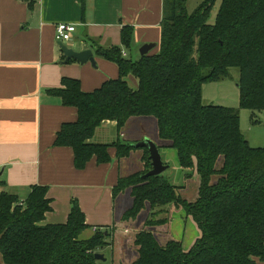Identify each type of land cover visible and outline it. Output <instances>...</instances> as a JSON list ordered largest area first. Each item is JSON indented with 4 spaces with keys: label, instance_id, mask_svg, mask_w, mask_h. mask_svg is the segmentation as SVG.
<instances>
[{
    "label": "trees",
    "instance_id": "1",
    "mask_svg": "<svg viewBox=\"0 0 264 264\" xmlns=\"http://www.w3.org/2000/svg\"><path fill=\"white\" fill-rule=\"evenodd\" d=\"M22 1L32 7L31 0ZM186 1L163 0L161 35L153 53L131 60L120 46L93 44L98 57L117 65V78L84 92L78 79L63 77L60 87L47 91L77 112L76 120L61 124L53 145L71 149L76 169L92 158L109 162V147L116 158L142 149V170L119 177L112 188L113 198L130 189L132 205L122 219H135L149 205L144 226H158L176 207L198 227L200 236L187 251L175 240L160 245L150 230L142 229L135 235L137 258L130 264H261L264 147L249 145L235 108L204 104L202 88L237 69L238 107L252 114L264 110V0H220L215 14L217 0H202L192 12ZM132 33L128 26L121 30L126 49ZM141 116L156 119L158 137L176 151L184 181L198 176L195 201L183 199L179 190L184 185H173L163 173L144 176L151 169L148 150L120 140L126 122ZM105 121L115 122L116 139L92 142ZM47 191L32 185L23 200L0 191L1 264H98L94 254L110 244L108 229L94 227L84 237L89 225L76 199L64 223L40 224L51 209Z\"/></svg>",
    "mask_w": 264,
    "mask_h": 264
},
{
    "label": "crops",
    "instance_id": "2",
    "mask_svg": "<svg viewBox=\"0 0 264 264\" xmlns=\"http://www.w3.org/2000/svg\"><path fill=\"white\" fill-rule=\"evenodd\" d=\"M31 1L29 8L22 0H0V179L5 184L0 186V191L6 190L23 200L32 185L46 186L51 209L40 224L64 223L71 200L76 199L89 225L82 234L84 237L93 234L94 227L108 229L110 244L105 248L110 255L109 264H130L137 258L134 238L142 229L150 230L160 245L175 240L181 242L184 251L189 250L200 231L181 208L170 207L168 221L158 226H144L149 205L135 219H122L132 205L130 189L113 198L112 188L119 177L142 170V149L116 158L114 147H109V162L98 164L92 158L84 168L76 169L71 149L53 145L61 124L76 120V109L62 105L59 97L47 93L60 87L63 77L78 79L84 92L118 77L117 65L98 57L93 44L103 48L120 46L122 55L131 60L140 57L139 48L143 44L156 43L149 51L155 52L161 35L163 0ZM59 23L75 25L67 45L76 51L91 49L95 66L75 60L64 62L55 40V28ZM124 26L133 30L129 49L121 44L120 33ZM238 76L239 73L236 82ZM127 80L132 87L136 86L132 77ZM256 114L251 113V116L256 117ZM145 126H151L152 134L148 135L143 129ZM116 137L115 122L105 121L91 141L110 144ZM119 138L132 144L144 138L152 140L162 162L168 166L163 175L175 186L184 185L179 190L183 199L196 200L197 189L189 197L191 199L185 194L190 183L198 188V176L184 181L176 151L174 160L171 153L174 149L158 137L155 118H130ZM171 167L173 174L169 172Z\"/></svg>",
    "mask_w": 264,
    "mask_h": 264
},
{
    "label": "rangeland",
    "instance_id": "3",
    "mask_svg": "<svg viewBox=\"0 0 264 264\" xmlns=\"http://www.w3.org/2000/svg\"><path fill=\"white\" fill-rule=\"evenodd\" d=\"M201 1L202 0H187L186 1L187 11L192 12L194 8ZM219 1L220 0L216 1V4L212 10V14H215V9L219 5ZM237 75H238V70L233 68L230 69L229 76L225 80H222L220 82L205 83L203 85V90H202V102L204 104L221 105V106L235 108L239 114L240 129L242 135L246 140L249 141V145L252 147H264V110L261 112H257L256 117H252L251 111L245 108L238 107L237 104H238L239 89L236 86L237 82L235 81V77ZM143 129L147 131L148 135L152 134L151 126H145V128ZM171 153L174 154L173 159L176 160L175 150L174 151L171 150ZM169 163L172 165L173 163L172 159L169 160ZM169 172L173 174V167H171ZM169 172L166 174V176L169 175ZM188 189L189 191L187 194H185V196L189 198L192 197V194L194 193V189L196 190L197 187L195 184L190 183ZM185 196L183 197L185 198ZM106 250L108 249L107 248L101 249L98 251V253L104 255L105 262L107 261V263L100 260L99 263H103V264L110 263V255H108V252Z\"/></svg>",
    "mask_w": 264,
    "mask_h": 264
},
{
    "label": "water",
    "instance_id": "4",
    "mask_svg": "<svg viewBox=\"0 0 264 264\" xmlns=\"http://www.w3.org/2000/svg\"><path fill=\"white\" fill-rule=\"evenodd\" d=\"M57 45L64 57V62L75 60L80 64L90 62L92 66H95V60L91 49L76 51L62 42H57ZM155 46L156 43L143 44L139 48L140 56L148 54L149 51L152 50ZM133 145L138 148H146L149 152L151 169L144 176L159 175L167 169L168 166L162 162L158 147L152 140H150L149 138H144L143 140L138 141ZM94 257L98 261H105V257L101 253H95Z\"/></svg>",
    "mask_w": 264,
    "mask_h": 264
},
{
    "label": "built area",
    "instance_id": "5",
    "mask_svg": "<svg viewBox=\"0 0 264 264\" xmlns=\"http://www.w3.org/2000/svg\"><path fill=\"white\" fill-rule=\"evenodd\" d=\"M75 31V25L70 23H59L55 28L56 42L68 44L72 39V34Z\"/></svg>",
    "mask_w": 264,
    "mask_h": 264
}]
</instances>
